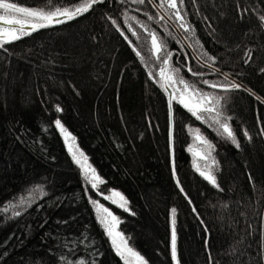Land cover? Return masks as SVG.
<instances>
[{
	"label": "trees",
	"instance_id": "obj_1",
	"mask_svg": "<svg viewBox=\"0 0 264 264\" xmlns=\"http://www.w3.org/2000/svg\"><path fill=\"white\" fill-rule=\"evenodd\" d=\"M9 1L48 10L46 0ZM159 2L104 0L0 48V264H124L89 197L119 217L147 264H175L172 208L180 264H264V0H184L189 41L199 49L160 19ZM127 16L166 43L181 79L222 98L218 109L231 117L239 148L149 77L152 53ZM232 82L241 87L231 89ZM57 119L104 181L98 191L86 185ZM196 129L214 145L222 190L195 170ZM112 190L130 212L98 194ZM10 203L16 207L4 211Z\"/></svg>",
	"mask_w": 264,
	"mask_h": 264
},
{
	"label": "snow or ice",
	"instance_id": "obj_2",
	"mask_svg": "<svg viewBox=\"0 0 264 264\" xmlns=\"http://www.w3.org/2000/svg\"><path fill=\"white\" fill-rule=\"evenodd\" d=\"M104 0H82L78 6L73 7L72 9L60 7H54L52 5V0H46V4L48 5V10H45L42 7H22L18 6L17 3L9 2V0H0V48H3L4 44L11 43L15 40L21 39L24 35H30V31H36L41 28H47L52 26L53 24H61L66 22L67 20H71L76 18L77 16L83 15L85 12H88L89 9L93 7L94 4L102 3ZM135 3L143 4L145 0H133ZM184 4V0H179V6L177 4V0H160L158 5H154L161 9H165V11L174 10L172 13L173 18L178 19L180 21V27L184 29L185 32L189 31L190 26L186 24L184 21V17L180 15L181 7ZM247 11V10H245ZM62 17V19H61ZM135 19V17H132ZM152 19V17H149ZM160 19H164L163 16ZM259 20L264 26V16L259 17ZM115 23V21H113ZM143 27V25H141ZM30 29V31H29ZM147 30V29H146ZM123 34V33H122ZM170 34V33H169ZM135 35V32H133ZM151 36V49L150 51L153 52L155 58L157 60H161L163 58V62L166 64L167 60L171 58V53L167 51V45L163 41H159L155 33H150ZM127 39V37H125ZM131 43V42H129ZM137 56H140V53H136ZM207 56V53H204ZM142 59V57H141ZM209 60H215V57H208ZM191 72V68L188 69ZM174 72H178V69H174ZM261 71H264L262 69ZM149 77L152 78V73H148ZM193 75H197V73H193ZM159 76L161 78L164 77V70L161 69ZM225 80L228 79L227 74H224ZM171 81V77H169ZM175 82V81H171ZM179 83L184 85L185 89H188L190 86L186 81L183 79L179 80ZM205 84H209L210 87H223L225 91H228V86H225L222 83L212 82L209 83L208 81H204ZM167 91L168 88L165 85H161ZM241 85L232 82L230 84L231 89H239ZM247 90V89H246ZM250 91V90H248ZM194 94L201 95L202 100L206 102V104H212V107L204 106L201 104H194L190 105L189 103L185 102L183 98H181L178 103H180L184 108H186L196 119L201 120L204 123L209 122V118L211 123L209 124L210 127L214 126V131L223 138L231 141L237 148H239V142L237 141L236 136L234 135L232 129L229 126L228 121L231 120V117H221V112L219 111L218 106L220 103L221 97H210L208 94H200L197 90L193 89ZM250 94H252L250 92ZM173 98H175V93H172ZM259 99V98H257ZM264 103V101H261ZM171 104V101H169ZM57 111H62L57 106ZM55 126L63 133L65 140L75 138L72 137L71 133L67 131V129L63 126L59 119L55 120ZM264 132V129L261 130ZM245 138L250 139L251 137L247 133V131L243 132ZM195 139L204 146V155L200 158L203 160L208 161L203 166L196 165L195 170L199 173L201 177H203L206 181H208L213 187L220 189V185L217 183L216 176L213 174L214 168L218 170V162L215 158L211 155L212 152L215 150L214 145L208 141L206 138L200 135L199 129L194 131ZM69 151L73 152V159L77 165L83 170V178L86 185H90L93 190L98 191V184L103 183L104 181L96 174L94 168L86 163L87 157L83 154V152H79L77 155L76 152L73 151L72 146L69 145ZM173 171L175 168L173 167ZM251 180V177H250ZM177 185L179 186V180L177 179ZM36 190L40 192L41 195H46L43 192L41 186H36ZM183 192V188L180 187L179 189ZM87 194V189H86ZM102 195L104 199H107L112 204H116L118 208L123 209L124 211L130 212L131 210L127 207L128 201L127 199L119 192L111 191L109 195L104 196L103 193H99ZM119 198V203L117 202L116 198ZM90 202L95 206V210L98 216L99 223H101L105 230L106 234L111 238L112 244L115 247V250L118 255L124 260V264H147L145 258L137 251H135L132 247L129 246L128 240L130 238L125 237L122 231L117 230V225L121 222L119 217H117L114 213L110 211L109 208L105 207L104 205L100 204L99 201L92 200L89 197ZM20 204L26 203L25 198H20ZM30 206L31 198L27 201ZM16 207V205L9 204L4 206V211H7L8 208ZM15 215H20L19 212H15ZM134 215V213H131ZM175 214L176 209L172 208L170 210L171 215V242H170V254L172 259L175 261V264H180L177 246H176V230H175Z\"/></svg>",
	"mask_w": 264,
	"mask_h": 264
},
{
	"label": "rangeland",
	"instance_id": "obj_3",
	"mask_svg": "<svg viewBox=\"0 0 264 264\" xmlns=\"http://www.w3.org/2000/svg\"><path fill=\"white\" fill-rule=\"evenodd\" d=\"M10 2V1H9ZM13 3V2H12ZM178 6H179V3L177 2ZM18 6H22V5H19ZM22 7H27V6H22ZM68 9H72V8H68ZM174 12V10H169V11H165V9H162V11H160V14L166 18V20H168L169 22L173 23L176 27V29L179 31L180 35H182V37L184 39H186V41L189 43L190 47H192V49L194 48H198V45L196 44V42L193 40V42H190V40L193 39V36L190 32V30L188 32H186V34L184 35L183 33H185V31L183 32L182 30H184L183 28L180 27V21L178 19H175L173 18V15L172 13ZM180 15L182 17H184V12H183V8L181 7V11H180ZM62 19V17H61ZM184 21L186 22V20L184 19ZM127 25L128 27L130 28V30L133 32H135V36L138 37V39H142L143 43L147 46L148 50L151 49L152 45H151V36H150V33H152L143 23L139 22L137 19H132V16H127ZM143 25V27L141 26ZM180 27V28H179ZM147 29V30H146ZM182 29V30H181ZM30 30V29H29ZM158 39V42L161 41V39L159 37H157ZM152 54L151 56V59L147 61V67L149 69V71L152 73V75H155L157 76V79L159 78V82L162 84V85H165L167 88H168V92L172 93L174 92L175 93V99L177 101H179L181 98H183L185 100V102L189 103L190 105H194V104H201V105H204V106H208V107H212L213 105L212 104H206V102L204 100H202L201 98V95L199 94H194L193 93V89L197 90L200 94H208L210 97H217L216 95H214L213 93H210V92H205V91H200L198 90L196 87L194 86H191L190 84H188L190 87L188 89H185L184 88V85L180 84L179 83V80L181 79L180 76L178 75V72H174L173 70L175 69L173 67V65L170 63V59L167 60V63L165 64L163 62V58L161 60H157L155 58V56H153V52L150 51ZM161 69L164 70V77L161 78L159 76V73L161 71ZM169 77H171V81H175L174 83L171 82L169 80ZM165 89V88H164ZM173 96V95H172ZM219 106V105H218ZM216 106V107H218ZM221 117H226L224 115L221 114ZM211 123V120L209 118V122L207 123L208 125ZM229 123V126H230V121H228ZM60 131V130H59ZM61 133V132H60ZM63 139H64V142H65V145H66V148L67 150L69 151V145L72 146V149L74 152L77 153V155L79 154V152H82L80 150V148L78 147L77 143H76V140H72L71 138L68 139V140H65L64 138V135L63 133H61ZM201 135V134H200ZM202 136V135H201ZM73 137V136H72ZM204 137V136H202ZM205 138V137H204ZM190 152L192 154V157H193V165L194 167L196 165H199L201 166V168L203 169V166L208 163V161L206 160H203L201 159L200 157L202 155H204V146L201 145L197 140L195 141V143L193 144V146H191L190 148ZM69 153L72 155L73 157V152H70ZM84 154V153H83ZM213 157V152L211 154ZM86 163L88 165H90L89 163V160L87 159ZM79 166V165H78ZM91 166V165H90ZM80 167V166H79ZM82 170V169H81ZM215 168L213 170V174H215ZM83 172V170H82ZM97 174V173H96ZM98 175V174H97ZM100 184H98L99 186ZM113 191V190H112ZM116 192H119L117 190H114ZM120 193V192H119ZM110 194V193H109ZM108 194V195H109ZM122 194V193H121ZM123 195V194H122ZM124 196V195H123ZM125 197V196H124ZM126 198V197H125ZM117 202L119 203V198L117 197ZM116 205V204H115ZM127 207L129 208L128 204H127ZM111 211V210H110ZM112 212V211H111ZM113 213V212H112ZM115 214V213H114ZM116 215V214H115ZM117 216V215H116ZM104 227V226H103ZM117 230L120 231L119 229V224L117 225ZM106 231V230H105ZM108 236V235H107ZM109 237V236H108ZM110 241H111V244H112V240L111 238L109 237ZM114 250H115V247L114 245L112 244ZM116 252V250H115ZM117 254V252H116ZM118 255V254H117ZM120 258L121 256L118 255ZM122 259V258H121ZM123 260V259H122ZM124 261V260H123ZM135 264V262H134Z\"/></svg>",
	"mask_w": 264,
	"mask_h": 264
},
{
	"label": "water",
	"instance_id": "obj_4",
	"mask_svg": "<svg viewBox=\"0 0 264 264\" xmlns=\"http://www.w3.org/2000/svg\"><path fill=\"white\" fill-rule=\"evenodd\" d=\"M168 92V91H167ZM169 93V92H168ZM169 97H170V100H172V95H171V93H169ZM171 121H172V112H171Z\"/></svg>",
	"mask_w": 264,
	"mask_h": 264
}]
</instances>
